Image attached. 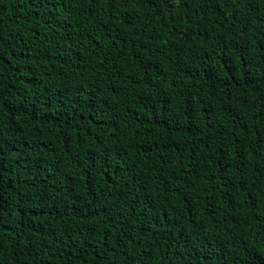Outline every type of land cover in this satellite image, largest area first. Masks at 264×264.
<instances>
[{
  "label": "trees",
  "instance_id": "1",
  "mask_svg": "<svg viewBox=\"0 0 264 264\" xmlns=\"http://www.w3.org/2000/svg\"><path fill=\"white\" fill-rule=\"evenodd\" d=\"M0 264H264V0H0Z\"/></svg>",
  "mask_w": 264,
  "mask_h": 264
}]
</instances>
